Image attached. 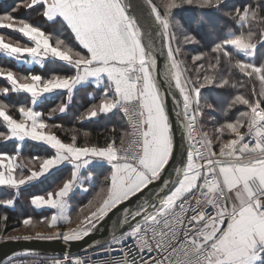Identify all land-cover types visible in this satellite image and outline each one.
I'll list each match as a JSON object with an SVG mask.
<instances>
[{
  "label": "trees",
  "instance_id": "obj_1",
  "mask_svg": "<svg viewBox=\"0 0 264 264\" xmlns=\"http://www.w3.org/2000/svg\"><path fill=\"white\" fill-rule=\"evenodd\" d=\"M149 1L179 22L177 38L187 75L196 87H201L199 109L204 131L212 139L230 137L244 113L250 114V119L251 110L258 105L264 107V0ZM33 30L40 31L53 45L70 54L75 59L72 65L60 59H50L40 68L20 64L15 57L9 58L0 52V73H13L21 82H29L33 74H41L44 80L74 77L79 72L77 60L86 59L87 52L77 42L67 23L62 18H47L44 3L33 5V0H0V38L5 43L32 46L27 32ZM235 39L254 46L252 59L230 44ZM204 83L206 85L202 86ZM99 91L101 93L102 90L89 83L78 87L69 98V90L61 89L46 95L37 105V110L43 113L48 130L65 143H74L78 147L118 148L127 136L123 113L116 108L90 118L91 112L101 102L100 95L95 100L91 95H98ZM31 105L30 93L14 91L9 80L0 75L2 109L12 118L23 120ZM64 107L66 110L63 111ZM146 120L147 116L145 126ZM8 136L9 128L0 116V153L17 154V161L25 168L24 173L18 170L19 178L29 174L31 169H39L47 158L58 152L33 139L25 141L19 151L18 143L9 140ZM71 170L72 165L65 164L48 175L33 179V182L28 181L33 183L32 187L23 188L20 194L24 195L32 188L33 194H26V199L20 195L13 208L4 204L12 196V187L0 186V241L14 230L23 228L24 221L32 216L26 205L29 200L32 202L37 195L47 198L54 195L71 178ZM95 173V182L87 192L78 191L71 195L70 223L78 219L90 200L95 202L108 190L110 170L101 167L95 169ZM56 210L58 208L55 207H43L41 211L35 208L30 219L46 225Z\"/></svg>",
  "mask_w": 264,
  "mask_h": 264
},
{
  "label": "crops",
  "instance_id": "obj_2",
  "mask_svg": "<svg viewBox=\"0 0 264 264\" xmlns=\"http://www.w3.org/2000/svg\"><path fill=\"white\" fill-rule=\"evenodd\" d=\"M38 3H44L47 18L51 20L62 18L67 23L77 42L87 52V60L84 62L107 61L104 55L118 54L122 57L132 55L131 50L128 52L126 36L120 32L121 15L118 0H33V5ZM27 33L29 40L33 42L32 46L7 44L0 38V52L9 58L15 57L20 64L26 63L40 68H43L50 59H60L69 65L75 61L70 54L53 45L51 40L40 31L33 30ZM77 68L79 70V66ZM85 68L89 69V66H85L83 72L79 70L74 77L44 80L41 74H33L29 82L19 81L13 73H0L9 80L14 91L23 90L32 95V105L25 111L23 120L12 118L6 110L0 107V116L4 118L9 128L8 139L18 143L19 151L24 142L31 139L45 143L58 151L47 158L39 169H31L29 174L21 178L17 176L18 170L24 173L25 168L17 161V154L0 153V185H17L32 181L48 175L62 165H72L71 178L56 195H50L45 199L51 206L62 207H57L58 210L54 212L53 219L61 221L63 225L70 223L71 220L69 201L73 191L87 192L91 184L95 182V169L105 167L110 170V176L113 178L118 176L130 178L128 167L116 157L117 148L111 146L105 148L78 147L74 143H65L48 130L43 121V113L37 110V105L46 95H51L61 89H68L69 98H71L78 87L89 83L102 90L99 107L91 112L90 118H95L101 112L115 109L114 101L120 95L130 99L141 94L131 71L124 75L115 69L96 73L92 70L85 77L84 73L87 72ZM116 76H120L121 80L114 82ZM107 81H109L108 86H106ZM150 83L152 84L151 79L148 81L149 91ZM91 97L95 100L98 96L93 94ZM260 106H256L255 109ZM144 109H146L145 99ZM64 110L66 107L63 108ZM218 165L216 171L221 183L228 190L235 214L230 219L224 233L221 236L212 237L215 251L211 264H262L264 263V215L259 212L258 203L252 200L249 182L257 179L264 187V153L249 155V158L242 161L222 160ZM187 169H189V174H195L197 182L198 175L190 161ZM117 184L118 182L109 185L104 199L113 196ZM195 184L192 183L182 194L190 191ZM222 221L218 223L222 224Z\"/></svg>",
  "mask_w": 264,
  "mask_h": 264
},
{
  "label": "built area",
  "instance_id": "obj_3",
  "mask_svg": "<svg viewBox=\"0 0 264 264\" xmlns=\"http://www.w3.org/2000/svg\"><path fill=\"white\" fill-rule=\"evenodd\" d=\"M144 70L145 64L133 71L140 87L147 82ZM116 108L123 113L128 131L115 151L116 157L129 172L134 171V178L141 170L147 142L143 96H119ZM187 130L190 162L198 178L195 186L177 197L167 210L98 250L61 257L16 255L4 264H211L215 251L212 237L221 236L235 214L216 169L222 160L242 161L264 153V107H257L246 129L236 131L216 151L208 144L199 112L192 108L187 115ZM249 185L253 202L264 215V187L257 179Z\"/></svg>",
  "mask_w": 264,
  "mask_h": 264
},
{
  "label": "rangeland",
  "instance_id": "obj_4",
  "mask_svg": "<svg viewBox=\"0 0 264 264\" xmlns=\"http://www.w3.org/2000/svg\"><path fill=\"white\" fill-rule=\"evenodd\" d=\"M152 5L154 7V10L156 12L159 21L164 26L168 40L169 55L173 64V73L179 87L183 92L185 104L189 108H192L193 110L199 112L200 120H201V111L199 109L201 103V90H200L201 87H196L187 75L184 64L185 60L183 56H181L182 54L180 52L181 50L177 38V28H180L179 22L173 17L171 18L166 11L163 12L162 10H160L155 4ZM118 7L121 15L119 21L120 32L122 35L126 36L128 43V52L131 50L132 55L128 54L127 57L125 56L122 57L121 55L118 54L104 55L107 61L100 60L89 63L84 62L87 60L86 57V59H78L76 63L79 65V70L81 72H83V68L85 66H90V69L85 68V71L87 72L84 73V76L89 75L92 72V70L94 71V73H96L101 71H109L110 69H111L110 71L115 69L119 72H122V74L126 75L127 72L131 71V73H133V71H136L138 67L142 66L143 64L146 65V71L148 76L147 82L143 87L137 85L139 92L141 93L139 95H142L145 99V105H146L145 110L147 113L146 131H147L148 140L146 147L147 149L145 150V158L140 165L141 170L134 178L132 177L134 171L129 172L130 178L127 176H123L121 178L119 176L115 178L111 177L109 181V185L118 182L117 188L113 196L104 199L103 196L104 194H103L102 197L98 198L95 202L90 200L83 208L78 219L75 220L73 223H67V224L65 223V225H63L61 221L59 220L56 221L55 218L53 219V215L48 219V223L46 222V225H40L38 224V221L36 219L35 220H33L32 218L30 219V217L33 216V210L35 208L39 211H41L43 207H47L49 209H52V207L62 208L61 206H57V207L51 206L50 203H47L45 200L47 197L45 195H37L36 197L33 196L35 198H32V202L31 200H29V202L26 204L29 207L28 210L30 212L32 211V216H29V218H27L26 221H24L25 223L23 228L14 230L12 233L8 234L4 238H17V237H29V236L79 237L84 232H87L92 227V225H94L109 209H111L113 206H115L125 198L129 197L131 194L141 189L151 180L158 177V175L162 171L165 163L167 162L170 156L172 149L170 126L168 123V119L162 101L160 99V95L157 90V86L153 80V77L146 62V54L139 37L138 28L136 27L134 21L128 17L121 0H118ZM230 44L233 47H235V49H237L239 52L244 53L247 57L251 59L254 57V46L252 44H249L241 39H235L231 41ZM78 54L83 55L81 52H78ZM149 79L152 80V84L150 83V87H151L150 91L148 87ZM117 80L119 81L121 80L120 76H116L114 78V82H117ZM108 84L109 81L106 82V86H108ZM204 85H206V83H204L202 86ZM95 87L98 88L97 86ZM99 95H101L100 91L99 94L96 96ZM123 97H124L123 95H120V98ZM117 99L114 101L115 109H116ZM251 112H252L251 115H253L254 109L251 110ZM249 117L250 114L248 116V113H244L242 115L240 123H238L236 127L233 129L234 133L230 137H225V138L222 137L219 138V140L212 139L208 136L207 132L204 131L210 148L213 151L218 150L223 145L224 142L228 141L229 138L234 136L236 131L245 130L249 121L251 120V118L248 119ZM247 120L249 121L247 122ZM188 171L189 169H187V174L183 177V180L185 178H188V174L190 173ZM195 179L196 178L194 177L193 184H195L196 182ZM189 181H192V178H189ZM32 182L27 181L17 185L14 184L4 185V186L12 187L10 188L12 196L10 200L4 203L5 206L13 208L16 206V200L20 197V195L24 196L23 199H26L28 198V195L26 194H28L29 192L33 194V188L29 190V192H26L24 195L20 194L23 188L28 189L30 186L32 187L33 184ZM57 192L54 195H56ZM168 199L170 202L173 201L171 200V197H169ZM105 202H109V203L105 205L104 204ZM45 203L47 205H43Z\"/></svg>",
  "mask_w": 264,
  "mask_h": 264
},
{
  "label": "water",
  "instance_id": "obj_5",
  "mask_svg": "<svg viewBox=\"0 0 264 264\" xmlns=\"http://www.w3.org/2000/svg\"><path fill=\"white\" fill-rule=\"evenodd\" d=\"M121 1L128 17L138 28L146 62L168 119L172 138L170 156L158 177L109 209L79 237L29 236L2 239L0 264L16 255L61 257L98 250L165 210L175 201L170 202L168 198L187 174L190 161L187 130L190 108L185 104L183 92L175 79L166 33L151 2Z\"/></svg>",
  "mask_w": 264,
  "mask_h": 264
},
{
  "label": "bare ground",
  "instance_id": "obj_6",
  "mask_svg": "<svg viewBox=\"0 0 264 264\" xmlns=\"http://www.w3.org/2000/svg\"><path fill=\"white\" fill-rule=\"evenodd\" d=\"M194 176L195 174H188V178H185L184 180L182 179L180 187L178 186L174 192L169 196L171 197V200L176 199L179 197L183 192H185L188 187H190L194 181ZM189 178H192V181H189ZM169 201V199H168Z\"/></svg>",
  "mask_w": 264,
  "mask_h": 264
}]
</instances>
